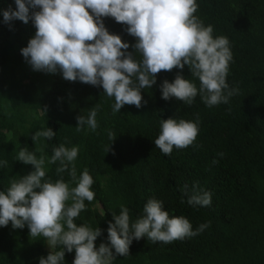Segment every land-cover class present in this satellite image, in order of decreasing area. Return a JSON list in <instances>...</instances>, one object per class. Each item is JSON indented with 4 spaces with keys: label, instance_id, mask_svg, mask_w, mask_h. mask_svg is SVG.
<instances>
[{
    "label": "trees",
    "instance_id": "16d2710c",
    "mask_svg": "<svg viewBox=\"0 0 264 264\" xmlns=\"http://www.w3.org/2000/svg\"><path fill=\"white\" fill-rule=\"evenodd\" d=\"M196 2L194 15L205 26H213L214 38L226 36L230 42L233 59L226 81L238 93L229 103L211 108L199 95L190 106L176 98L163 99L160 86L164 80L172 82L178 72L199 87L200 81L185 65L183 70L158 73L156 84L141 91L146 101L142 107L125 105L114 114V98L102 87L67 81L59 72L34 71L21 54L35 35L34 24L31 19L27 24L19 19L5 23L3 11L9 7L15 11L16 4L0 0V160L8 162L0 167V191L34 171L33 165L16 160L20 148L45 157L44 180L62 177L68 182V172L56 173L59 162L48 161L60 144L78 146L77 177L88 169L95 198L85 201L86 210L76 223L102 230L94 242L97 248L109 243L108 224L121 205L129 209L130 222L143 215L144 204L152 198L163 201L170 217L189 219L193 230L211 222L201 234L168 244H154L147 237L133 240L129 256L116 255L112 264H264V0ZM103 23L135 54L131 45L136 38L126 32V25L112 17L103 18ZM135 58L142 59L139 53ZM96 104L97 130L77 132L76 117L87 116ZM28 115L30 122L25 120ZM197 117L199 133L193 145L174 148L171 155L156 148L161 119ZM46 127L56 132L54 138L34 144L32 136ZM109 132L116 135L113 141ZM221 152L223 158L218 156ZM197 182L211 192L210 207H193L183 196L181 188L187 184L191 189ZM46 248L44 238L31 237L27 225L0 226V264H39V258L49 254ZM58 250L59 246L53 249ZM74 258L75 250L66 251L64 264H72Z\"/></svg>",
    "mask_w": 264,
    "mask_h": 264
},
{
    "label": "clouds",
    "instance_id": "9594fccd",
    "mask_svg": "<svg viewBox=\"0 0 264 264\" xmlns=\"http://www.w3.org/2000/svg\"><path fill=\"white\" fill-rule=\"evenodd\" d=\"M15 4V11L11 7L3 11V20L33 22L35 35L21 49L32 69L59 72L67 81L102 87L104 94L114 98V114L125 105L142 107L146 101L141 91L156 84L158 73L174 68L183 70L185 65L191 76L200 81L199 87L178 72L172 82L164 80L160 86L163 99L176 98L190 106L199 95L211 108L229 103L238 93L226 81L233 59L230 42L226 36L214 38L213 26H205L194 15L198 9L196 0H15ZM30 8L34 10L31 15ZM105 17L127 26L126 32L136 38L131 47L142 59L137 60L133 52L127 51L129 43L108 31L103 23ZM98 110L96 104L87 116H77L76 131L95 132L99 126ZM198 133V117L196 121L161 119L154 144L163 154L171 155L174 148L193 145ZM55 135L46 127L36 131L32 140L35 144L41 138L52 140ZM115 137L109 132L110 141ZM109 150L110 144L105 148L106 153ZM78 153V146L68 148L60 144L53 148L48 162H59L57 175L68 172L71 179L65 182L61 177L52 182L43 179L45 157L37 158L34 151L20 148L16 160L33 165L34 171L12 180L6 191H0V226L11 222L13 229H23L27 225L30 236H42L51 249L46 258H39V264H64L65 252L73 250V264H112L116 255L129 256L133 240L147 237L154 244H168L195 237L210 227L209 221L193 230L189 219L170 217L163 201L152 198L144 204L143 215L134 222H130L129 209L124 205L118 215L112 213L114 222L110 221L107 229L109 243H101L97 248L94 242L102 230L76 223L86 210L85 201L92 202L95 198L91 190L94 180L88 169L77 177L74 162ZM218 156L223 158L224 153ZM7 163L0 160V167H6ZM215 163L218 160H213ZM72 183L76 186L70 187ZM181 192L193 207L212 204L211 192L200 188L198 182L191 189L185 184ZM57 246L60 250L53 251Z\"/></svg>",
    "mask_w": 264,
    "mask_h": 264
},
{
    "label": "rangeland",
    "instance_id": "374dc122",
    "mask_svg": "<svg viewBox=\"0 0 264 264\" xmlns=\"http://www.w3.org/2000/svg\"><path fill=\"white\" fill-rule=\"evenodd\" d=\"M25 120L27 121V122H30L31 120H32V116H30V115H28V116H26L25 117ZM49 247V246H48ZM51 251V249L50 248H46V253H49ZM72 264H73V261H72Z\"/></svg>",
    "mask_w": 264,
    "mask_h": 264
}]
</instances>
